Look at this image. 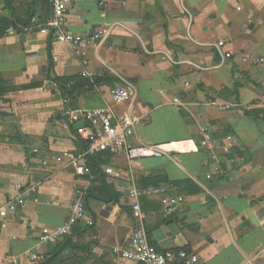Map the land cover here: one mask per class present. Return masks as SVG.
<instances>
[{
  "label": "crops",
  "instance_id": "obj_1",
  "mask_svg": "<svg viewBox=\"0 0 264 264\" xmlns=\"http://www.w3.org/2000/svg\"><path fill=\"white\" fill-rule=\"evenodd\" d=\"M7 1L0 0V92H7L0 95V211L7 213L0 264H36L32 255L41 264H136L117 252L140 224L129 193L150 187L165 190L140 198L144 230L160 251L184 250L199 264H264V105L255 106L264 100L257 62L264 60V0H72L69 32L107 33L87 51V67L67 44L40 33L50 0ZM221 42L231 58L221 57ZM58 78L92 86L67 98ZM127 83L136 98L118 105L112 94ZM27 86L36 87L11 91ZM98 109L140 119L133 146L172 153L133 165L97 153L95 179L76 176L72 161L86 143L76 133L81 122L69 118ZM207 127L237 146L229 154L203 148ZM16 184L27 191L23 205ZM79 188L88 189L86 220L58 243H41L42 232L65 224ZM180 196L185 203L164 219L163 199Z\"/></svg>",
  "mask_w": 264,
  "mask_h": 264
},
{
  "label": "built area",
  "instance_id": "obj_2",
  "mask_svg": "<svg viewBox=\"0 0 264 264\" xmlns=\"http://www.w3.org/2000/svg\"><path fill=\"white\" fill-rule=\"evenodd\" d=\"M72 0H50L51 19L41 30L40 33L46 36L49 40L67 44L73 51L75 58L82 61L83 66L87 67V51L98 46L105 40L107 33L104 28H98L89 35H77L68 31V10ZM225 46L223 42L216 47L219 50L223 59L231 58V54L222 52ZM264 63V60L257 61ZM88 76L87 72L83 73ZM113 100L118 105H124L134 101L136 98L135 89L131 84L116 89L112 94ZM175 104L181 105L178 99ZM264 105V100L257 103L255 106ZM224 110L232 109L233 106H226ZM139 118H134L129 115L117 116L111 110L98 109L76 114L69 118L70 125L76 123H84V127L76 131L77 136L86 143L84 152L72 161L73 170L76 176H89L95 179L91 170V159L98 154L109 153L113 156H125L130 165L151 158H162L169 156L172 152L165 149L163 146H133L130 140L135 136V128L139 123ZM201 146L207 149H219L224 154H229L237 142L232 136L225 138L223 143L221 140L213 136L211 128L207 127L202 131ZM213 160L216 156L213 155ZM106 174L120 178V173L115 172L112 168H107ZM216 172H220V167L215 168ZM211 179V175L208 176ZM16 201L20 205L25 203L27 191L23 190L21 184L14 186ZM165 190L162 188L150 187L146 190L139 191L134 188L129 194L132 204V213L135 219L139 221L138 228L132 234L127 246L117 252L122 260L134 262L136 264H199V256L191 254L187 251L178 252H162L155 247L149 240L144 230V219L140 198L145 195H161ZM75 198L70 208V215L63 226L52 230L42 232L40 242L43 244H56L61 239L69 237L73 234L75 227L79 226L87 218L88 214V189L79 188L75 191ZM184 197H167L163 199L165 206L164 219H170L172 215L184 204ZM5 210L0 211V217H6ZM32 259L36 264H41L42 259L32 255Z\"/></svg>",
  "mask_w": 264,
  "mask_h": 264
},
{
  "label": "trees",
  "instance_id": "obj_3",
  "mask_svg": "<svg viewBox=\"0 0 264 264\" xmlns=\"http://www.w3.org/2000/svg\"><path fill=\"white\" fill-rule=\"evenodd\" d=\"M6 2L8 3L7 0H6ZM14 12H15V18L19 22H22L21 17L18 15L19 11L17 9H15ZM1 22H3V24H4V28H2L3 31H1V32L5 33V31H7V29L9 28V23L7 20H4V19ZM55 82L60 87V89L65 90V93L67 94L66 95L67 98H73L77 91H80L87 86H89V87L92 86V84H90L89 80L83 79V78H80V79H75V78L61 79V78H58L55 80ZM35 87L36 86H27V87H22V88H15L14 90H11V91L28 90V89H33ZM8 92H10V91H8ZM4 93H7V92L2 91V92H0V95H3ZM14 141L19 143V144L24 145V142L21 139H16ZM92 160L93 159H91V162H90L91 166L95 169L98 168V164H96Z\"/></svg>",
  "mask_w": 264,
  "mask_h": 264
},
{
  "label": "water",
  "instance_id": "obj_4",
  "mask_svg": "<svg viewBox=\"0 0 264 264\" xmlns=\"http://www.w3.org/2000/svg\"><path fill=\"white\" fill-rule=\"evenodd\" d=\"M82 127H84V123H80V124H77L75 126L76 130H78V129L82 128Z\"/></svg>",
  "mask_w": 264,
  "mask_h": 264
},
{
  "label": "bare ground",
  "instance_id": "obj_5",
  "mask_svg": "<svg viewBox=\"0 0 264 264\" xmlns=\"http://www.w3.org/2000/svg\"><path fill=\"white\" fill-rule=\"evenodd\" d=\"M172 148V147H171Z\"/></svg>",
  "mask_w": 264,
  "mask_h": 264
}]
</instances>
